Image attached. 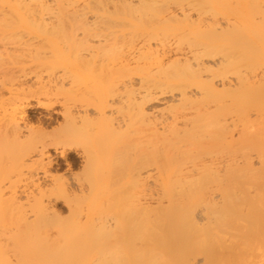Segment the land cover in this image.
Listing matches in <instances>:
<instances>
[{
  "label": "bare ground",
  "instance_id": "1",
  "mask_svg": "<svg viewBox=\"0 0 264 264\" xmlns=\"http://www.w3.org/2000/svg\"><path fill=\"white\" fill-rule=\"evenodd\" d=\"M180 1L0 0V264L264 251V0Z\"/></svg>",
  "mask_w": 264,
  "mask_h": 264
},
{
  "label": "rangeland",
  "instance_id": "2",
  "mask_svg": "<svg viewBox=\"0 0 264 264\" xmlns=\"http://www.w3.org/2000/svg\"><path fill=\"white\" fill-rule=\"evenodd\" d=\"M173 2V1H172ZM180 2H182L181 4H184V6L190 4V5H193V8L194 9H198L197 7V3L195 0H181ZM190 8H192L190 6ZM41 102H44L43 100H41ZM43 110H39V109H32L30 110L29 112L32 113V115H34L35 117L37 116L38 113L42 112ZM227 113V112H226ZM226 113L224 115H226ZM228 114V113H227ZM50 155L52 157H55V154L50 150ZM69 172H72V173H77L78 172V168H74L72 169L71 171H67L65 169V167L61 166V168H57V169H53L51 170V175L55 178H58V179H63L65 177H67L68 173ZM142 190L141 189H137L135 188L134 190H129L127 191V195L128 196H132V198H134V196L137 195H142ZM150 192L147 191V195L149 194ZM56 205H57V208H56V211H57V216H58V219L59 220H66V218H68V212H67V209L63 203V201L59 200L56 202ZM81 205V206H80ZM81 211H82V216L84 215L85 212V203H81L79 205H77ZM84 218V217H83ZM63 235H66L67 236V233L63 234ZM87 240L85 239V242ZM81 251H87L89 254L90 252H93L95 250H92V249H80ZM86 255V256H79L78 258H74V264H89V261H91V259L93 258V254H90V255ZM190 254L188 252H181L180 254H171V259H173V262L174 264H182L184 262H187L188 258L191 257L189 256ZM175 257V258H174ZM128 263L127 264H143L141 261L140 258H138V255L135 256V255H131L130 257H128ZM77 262V263H76ZM91 264V263H90ZM254 264H264V251L262 253H260V255H258L255 259V262Z\"/></svg>",
  "mask_w": 264,
  "mask_h": 264
}]
</instances>
